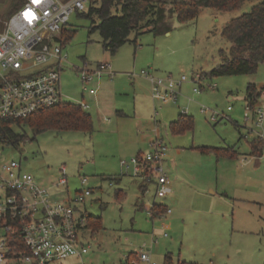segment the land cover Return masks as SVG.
Here are the masks:
<instances>
[{
	"label": "rangeland",
	"instance_id": "obj_1",
	"mask_svg": "<svg viewBox=\"0 0 264 264\" xmlns=\"http://www.w3.org/2000/svg\"><path fill=\"white\" fill-rule=\"evenodd\" d=\"M8 1L0 2V30ZM261 1L246 0L231 11L203 7L197 18L185 22L168 13L169 33L132 32L131 41L114 54L103 46L98 17L86 16L90 2L70 15V33L61 34V42L67 41L60 88L65 101L88 104L83 109L92 116L93 129L35 133L26 126L28 139L5 149L8 159L21 160L25 170L51 187L53 200L91 189L81 209L101 217L103 228L94 233L86 228L88 253L61 264H132L135 251L150 243L153 233L157 264H264V146L262 155H255L258 128L251 112L246 118L245 108L248 85L264 87V61L250 74H210L224 56L231 57L232 44L222 35L226 23ZM101 62L111 64L113 75L83 82L82 72ZM142 70L173 79L184 74L187 81L176 99L161 101L153 97ZM197 74L200 82L194 80ZM213 112L223 117L214 120ZM185 113L194 127L174 133L170 123ZM158 138L167 146L163 166L172 193L166 197H156L151 182L144 191L142 180L120 164L152 150ZM228 147L235 156L214 150ZM63 166L68 184L54 187ZM82 178H87L83 185ZM154 202L172 212L154 218Z\"/></svg>",
	"mask_w": 264,
	"mask_h": 264
},
{
	"label": "built area",
	"instance_id": "obj_2",
	"mask_svg": "<svg viewBox=\"0 0 264 264\" xmlns=\"http://www.w3.org/2000/svg\"><path fill=\"white\" fill-rule=\"evenodd\" d=\"M90 0H26L7 20L0 30V120L25 118L40 108L63 101L60 88V71L65 61L62 31L70 15L86 9ZM113 75L111 64L101 62L93 70L83 71V82ZM142 74L151 83L152 95L161 101L176 99L178 89L187 81L156 75L150 70ZM201 74L194 78L200 82ZM194 91H199L194 87ZM94 94L95 89H89ZM83 108L88 104L83 102ZM246 118L252 113L257 138L264 141V94L254 104L248 100ZM205 110L202 108V111ZM157 112V110H156ZM221 114L212 113L216 119ZM221 117H223L221 115ZM254 131V129H250ZM153 149L120 161L121 167L134 173L145 184L151 182L156 197L172 193L163 161L167 146L162 138L152 141ZM0 133V264H61L72 256L88 253L90 243L84 241L87 212L81 209L91 189L80 188L74 197L53 200L51 187L41 184L22 161L8 159ZM53 186L67 185L65 167ZM87 178H82V185ZM157 202H154L152 207ZM167 206L164 216L171 213ZM20 233V239L17 237ZM164 236L167 235L165 232ZM158 241L155 233L150 243L145 242L132 256V264H157L152 258L153 244Z\"/></svg>",
	"mask_w": 264,
	"mask_h": 264
},
{
	"label": "trees",
	"instance_id": "obj_3",
	"mask_svg": "<svg viewBox=\"0 0 264 264\" xmlns=\"http://www.w3.org/2000/svg\"><path fill=\"white\" fill-rule=\"evenodd\" d=\"M25 1L12 0L9 13L3 16V22ZM244 1L246 0H90L89 12L86 16L98 17L97 27L102 34L103 46L114 54L120 46L131 41L132 32L137 34L146 31L169 32L170 28L165 22L168 13L175 15L179 21L185 22L197 18L203 7L231 11L239 8ZM115 9L116 13L113 12ZM67 33L70 32L65 28L62 35ZM222 35L232 44L231 57L224 56L221 63L217 64L210 74L220 76L254 73L258 65L264 61V0L254 5L249 12L228 21L222 30ZM66 41L64 38L63 46L66 45ZM246 92L247 99L254 104L264 94V87L250 83ZM26 126L35 133L48 129L91 131L93 119L81 104L63 101L50 107L40 108L25 118L1 119L2 141L7 145L18 146L28 139L24 130ZM169 126L174 133H180L192 129L194 120L192 116L185 113L177 120H173ZM263 146L262 139L257 138L253 141L252 150L255 155H262ZM214 150L218 155L230 157L236 155V150L232 147L214 148ZM142 188L146 190L145 185H142ZM166 210V205L157 202L152 207L151 213L155 218ZM86 222L85 228L93 233L103 228L101 217L90 213H87ZM17 237L20 239L18 232Z\"/></svg>",
	"mask_w": 264,
	"mask_h": 264
},
{
	"label": "crops",
	"instance_id": "obj_4",
	"mask_svg": "<svg viewBox=\"0 0 264 264\" xmlns=\"http://www.w3.org/2000/svg\"><path fill=\"white\" fill-rule=\"evenodd\" d=\"M8 0H0V2H7ZM9 2V1H8ZM11 2H12V0H11ZM10 10V9H9ZM167 33H169V32H167ZM258 86V85H257ZM140 153H142V152H139L138 154H140ZM158 203H163V202H158ZM87 230H89V231H91L90 229H88L87 228ZM128 260H129V257H128Z\"/></svg>",
	"mask_w": 264,
	"mask_h": 264
}]
</instances>
